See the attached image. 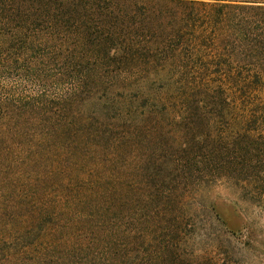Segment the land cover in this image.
Instances as JSON below:
<instances>
[{
	"label": "trees",
	"instance_id": "16d2710c",
	"mask_svg": "<svg viewBox=\"0 0 264 264\" xmlns=\"http://www.w3.org/2000/svg\"><path fill=\"white\" fill-rule=\"evenodd\" d=\"M204 27L225 28V56L200 54ZM222 86L227 107L259 97L243 131L264 139V0H0V264H238L214 202L184 192L227 173L264 211L247 159L264 141L229 136L225 168L131 162L133 131L177 117L179 92Z\"/></svg>",
	"mask_w": 264,
	"mask_h": 264
},
{
	"label": "rangeland",
	"instance_id": "374dc122",
	"mask_svg": "<svg viewBox=\"0 0 264 264\" xmlns=\"http://www.w3.org/2000/svg\"><path fill=\"white\" fill-rule=\"evenodd\" d=\"M204 28H202L205 32H202L203 37H201L200 44H205L206 47L200 48V54L212 57L225 56V28L224 30L217 29L218 35H223L224 39L222 41L221 38L220 43H218L219 41L213 43L215 39V36L212 35L213 30L209 31L208 27ZM210 46L212 48H209ZM186 51L191 53V49ZM221 74H224V71H221ZM216 80L221 79L216 78ZM8 86L12 87L14 85L8 84ZM246 95L248 96L244 101L238 100V96L233 97L227 107L225 105V86L217 89L179 92V96H175L173 108L178 113L177 117L168 112L167 117L162 118L163 121L160 127H157L153 122L151 124L147 123L146 127H140L139 134L136 133L137 129L133 131L132 145L135 157L131 160L132 164L135 168L140 166L141 169L148 158L147 155L150 154L149 152L156 149L157 153L164 155L161 162L165 164V168L168 164H172L173 168L179 170L185 162L184 160L180 161V156L184 151H188L191 157H195L193 158L195 161H199L198 164L193 166L194 170L204 169L203 160L209 163L211 167L214 166L215 162L217 166L225 168L226 162L234 158V155L230 157L231 154L227 153L229 150V136L241 139L246 135L259 142L264 141L263 138L256 136L255 132L253 134L245 133L244 135L243 130L246 128L245 114L247 110H250L247 106L252 102L257 103L259 101V97L251 100V95ZM187 102L190 105L189 108H187ZM191 119H195L196 126L199 124L206 126L207 131L200 133L199 130H195L192 133V138L188 139L189 133L182 130L180 126L188 124ZM248 126L251 129L259 128L258 125L250 124ZM151 127L156 128V130H151ZM213 156H218L219 160H213ZM259 158L262 160L260 165L255 163ZM247 159L251 162V168L264 170V168L260 169V167H264V157H259L256 153L253 154V157L249 156ZM253 160L255 161L253 162ZM238 175L236 174V176ZM241 184L240 179H232L227 173H224L222 177L207 175L206 173L200 176L195 175L189 182V185L194 187L186 189L184 193L188 197L192 195H197V197L207 196L214 202L216 213L227 227L235 233L234 241L237 250L234 254L238 264H264V211L246 200L248 197L244 196L243 191L241 193L238 189ZM248 194L253 195L251 192ZM17 219L19 218L16 217ZM3 228L0 223V230ZM245 243H249V247L244 246Z\"/></svg>",
	"mask_w": 264,
	"mask_h": 264
}]
</instances>
